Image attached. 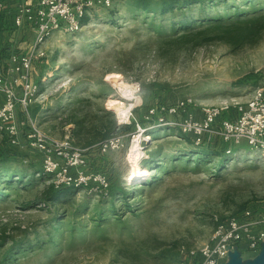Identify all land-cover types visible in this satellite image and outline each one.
Returning a JSON list of instances; mask_svg holds the SVG:
<instances>
[{"label": "rangeland", "instance_id": "1", "mask_svg": "<svg viewBox=\"0 0 264 264\" xmlns=\"http://www.w3.org/2000/svg\"><path fill=\"white\" fill-rule=\"evenodd\" d=\"M260 15L264 0H119L90 11L80 30L50 35L32 65L40 89L28 116L15 109V142L0 129V264H187L216 218L264 208V150L197 145L144 117L157 103L243 101L264 85V16L253 31V21L232 22ZM206 16L222 28L202 27ZM29 120L52 138L68 135L86 173L108 185L56 186L28 143ZM110 137L118 146L101 152Z\"/></svg>", "mask_w": 264, "mask_h": 264}, {"label": "built area", "instance_id": "2", "mask_svg": "<svg viewBox=\"0 0 264 264\" xmlns=\"http://www.w3.org/2000/svg\"><path fill=\"white\" fill-rule=\"evenodd\" d=\"M119 0H32L20 2L14 17L16 26L28 24L35 35L25 52H11L0 62V129L15 142L19 132L15 121L18 104L27 112L31 97L40 89L31 78L32 65L43 57L41 45L55 31L75 32L83 26V18L100 7H113ZM20 87L21 95L17 88ZM28 116V112L26 113ZM128 114H120V125L130 122ZM146 119L156 120L168 127L179 129L194 143L206 144L212 140L222 142L245 141L249 146L264 150V85L256 86L243 101L222 104L197 103L192 96L175 102L157 103L144 114ZM27 133L28 143L42 155V173L51 174L56 186H83L95 183L96 187L108 185L105 174H87L83 149L73 148L69 136L55 139L33 125ZM138 129L141 127L138 125ZM133 139V138H132ZM136 140V139H134ZM121 141V136H120ZM119 138H106L100 142L101 152L114 150ZM74 149L73 151H67ZM230 149H226L229 151ZM209 240L197 251L187 264H219L228 258L231 249L237 246L243 257L256 254L264 240V212L248 207L225 220L216 218ZM254 226L257 230H253Z\"/></svg>", "mask_w": 264, "mask_h": 264}, {"label": "crops", "instance_id": "3", "mask_svg": "<svg viewBox=\"0 0 264 264\" xmlns=\"http://www.w3.org/2000/svg\"><path fill=\"white\" fill-rule=\"evenodd\" d=\"M23 1L30 2L32 0H0V54L4 53V60L14 47H24L29 39L32 41L34 38V31L28 24L16 26L14 23L17 6ZM23 50L17 49L16 51L23 52ZM258 211L264 212V208H258ZM253 230H257V227L254 226Z\"/></svg>", "mask_w": 264, "mask_h": 264}, {"label": "trees", "instance_id": "4", "mask_svg": "<svg viewBox=\"0 0 264 264\" xmlns=\"http://www.w3.org/2000/svg\"><path fill=\"white\" fill-rule=\"evenodd\" d=\"M190 1V0H189ZM186 3H189L188 1L186 2ZM167 9L168 8H172L173 7V3L171 2V3H169V5H166L165 6ZM165 10V9H164ZM262 16H264V15H260V16H246V17H237L236 19H234L232 22H250V21H253L252 22V28L250 29L251 31H253V29L255 28V26L257 25V23H254L256 20H257V18H259V17H262ZM201 19V21H204V22H202V24L204 25V26H202V27H207L208 29H211V28H222V26H223V23L224 22H221L222 20V18H219V17H200ZM191 20V17H185V18H182V19H180L179 20V22L182 24V25H184V27H188V23H189V21ZM118 127H121V125L120 126H118Z\"/></svg>", "mask_w": 264, "mask_h": 264}, {"label": "water", "instance_id": "5", "mask_svg": "<svg viewBox=\"0 0 264 264\" xmlns=\"http://www.w3.org/2000/svg\"><path fill=\"white\" fill-rule=\"evenodd\" d=\"M219 264H264V240L259 251L253 256L243 257L237 246H235L229 251L227 260Z\"/></svg>", "mask_w": 264, "mask_h": 264}]
</instances>
